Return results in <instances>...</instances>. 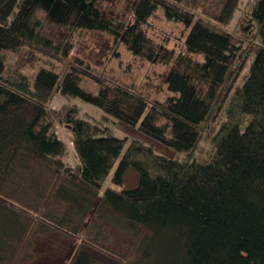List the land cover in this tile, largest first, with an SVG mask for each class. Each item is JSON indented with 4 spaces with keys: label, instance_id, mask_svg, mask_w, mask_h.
Here are the masks:
<instances>
[{
    "label": "trees",
    "instance_id": "obj_1",
    "mask_svg": "<svg viewBox=\"0 0 264 264\" xmlns=\"http://www.w3.org/2000/svg\"><path fill=\"white\" fill-rule=\"evenodd\" d=\"M158 8L186 29L184 51L146 34ZM41 18L65 29L60 41ZM81 30L167 66L166 97L149 101L93 73L71 53ZM25 45L61 67L8 73L5 53ZM56 95L79 98L102 119L70 100L52 106ZM107 118L185 156L114 134ZM209 118L222 120L208 129L211 150L199 159ZM60 125L71 133L75 165L63 160ZM109 220L131 235L120 251L106 245ZM51 231L72 240L66 264H102L96 252L116 264H264V0H130L123 17L103 0H0V264L32 260L35 238Z\"/></svg>",
    "mask_w": 264,
    "mask_h": 264
},
{
    "label": "rangeland",
    "instance_id": "obj_2",
    "mask_svg": "<svg viewBox=\"0 0 264 264\" xmlns=\"http://www.w3.org/2000/svg\"><path fill=\"white\" fill-rule=\"evenodd\" d=\"M248 0H241V6H245ZM103 4L110 11L115 12L118 16H126L129 11L130 0H103ZM240 15L238 9L226 28L234 31L237 28V20ZM44 24V33L53 41H60L65 33V29L46 22L41 18ZM144 30L148 36L154 40L172 48L175 53L185 50L184 38L186 29L184 26L175 21L167 20L161 8H158L144 24ZM72 54L81 57L84 61L90 63L91 71L98 75L111 78L113 82H120L134 88L148 97L149 101L162 100L166 97L167 90L165 84V75L168 67L158 63H151L141 57L132 55L123 44L114 45L112 38L103 32L81 30L75 32L72 36ZM201 59L200 55L196 56ZM5 65L9 70L17 69L25 74L31 75L42 66L53 67L59 69L61 62L57 59L45 55L41 51L30 46H22L18 51H8L5 53ZM243 71L242 73H244ZM242 75V74H241ZM242 77V76H241ZM85 87L96 89V84L87 78L83 79ZM76 102L84 108L90 115L89 119L101 120L102 116L92 106L83 103L79 98H65L56 95L51 101L52 106H59L63 102ZM221 117V116H220ZM222 118H209L204 124V135L195 149L197 158H204L211 150V144L208 137V129L211 126L218 125ZM105 125L111 129L114 134L119 136H127L129 138H138L147 144L152 145L153 149L168 157L183 158L185 154L177 153L170 146L162 144L147 134L140 131L136 126L124 124L122 122L109 119L105 120ZM210 126V127H209ZM57 134L66 145V152L63 160L70 165H75L76 154L74 150L73 139L69 129L60 125L57 128ZM106 225L109 230L108 248L120 251L124 249L131 235L122 230L115 222L107 221ZM72 240L69 237L57 231H51L46 235H39L33 242L30 250L34 254V258H22L19 264H66V258L71 252ZM102 261V264H116L117 261L108 259L106 256L95 253Z\"/></svg>",
    "mask_w": 264,
    "mask_h": 264
}]
</instances>
